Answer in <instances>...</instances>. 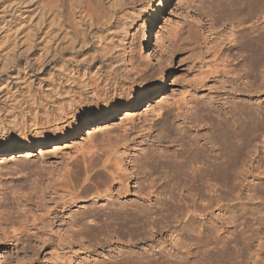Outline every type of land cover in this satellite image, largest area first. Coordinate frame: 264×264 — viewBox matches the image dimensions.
Segmentation results:
<instances>
[{
	"label": "rangeland",
	"instance_id": "obj_1",
	"mask_svg": "<svg viewBox=\"0 0 264 264\" xmlns=\"http://www.w3.org/2000/svg\"><path fill=\"white\" fill-rule=\"evenodd\" d=\"M17 1L0 0V148L53 138L86 108L93 115L58 143L0 156V264H138L142 252L152 264H236L237 256L226 262L221 252L238 251L240 232L253 240L252 251L259 247L264 236V19L247 16L245 8L232 14L228 0H168L150 30L154 47L141 38L149 13L131 26L134 12L149 0H132L123 8L132 16L121 32L69 33L54 42L44 33H14L12 26L24 21L9 22L13 16L6 11ZM185 21L197 26L196 41L184 40L179 50L177 31ZM98 40L119 59L125 48L132 72L126 77L109 73L105 63L118 61L103 57ZM137 89L145 94L138 108L103 114L125 105ZM107 154L123 165L128 194L96 197L110 183L100 164ZM167 161L209 170L196 180L190 169L174 173ZM216 162L223 170L213 177L210 164ZM56 178L66 187L55 195L46 191V206L37 207L40 192L35 193ZM67 188L85 200L54 209L59 195L69 197ZM92 208L138 222L122 228L112 221L101 228V221H90L89 215L86 226L69 225L71 214ZM68 226L73 231L82 226L81 233L100 231L101 242L80 232L72 237ZM177 240L185 246L172 244Z\"/></svg>",
	"mask_w": 264,
	"mask_h": 264
},
{
	"label": "bare ground",
	"instance_id": "obj_2",
	"mask_svg": "<svg viewBox=\"0 0 264 264\" xmlns=\"http://www.w3.org/2000/svg\"><path fill=\"white\" fill-rule=\"evenodd\" d=\"M168 0H149L147 3V5L143 6L140 11H138L137 13H135V16L134 17H137L136 20H134L133 24H131V26L133 25H138L136 24L138 18L142 15V14H145V13H149V18H148V21H147V27L145 28V30L143 31V35H141V38L143 40V42L145 44H148L149 46L151 44H153L154 47L157 46V43L154 41V43L152 42V37L150 36V30L153 28V24H154V18L156 16V13L157 11L163 9V7L165 6L166 2ZM132 0H18L16 2L17 4V7L14 8L13 7H9V11H6L7 14H9V16H13L12 18L9 19V22H12L13 21V18L19 20V19H23L24 22H19L18 24L12 26L13 30H14V33H22L23 31H27V33H44L47 38L50 40L54 39V42L55 40H61L63 36L66 35V37L68 36L69 33H75L77 35L81 34V33H119L121 32L120 30V26L122 25V23H124V20L129 19L128 16H130L131 14L124 11L123 8H125V6L129 3H131ZM23 3H25L23 5ZM226 4V3H225ZM155 5V7L153 8V6ZM222 6V5H220ZM227 6V10L229 9V11L236 15L237 14V10L239 9H246L248 10L247 12V16L251 17V16H254V15H257L260 16L261 18L264 19V0H228L227 4L225 5ZM244 6V7H243ZM22 7V8H21ZM23 7H25V10H23ZM224 7V6H223ZM225 8V9H226ZM134 11V10H133ZM130 14V15H129ZM254 14V15H253ZM134 15V14H133ZM132 16V15H131ZM235 18V17H233ZM245 18V17H244ZM132 19V17H131ZM239 19V18H238ZM142 20V19H140ZM143 21V20H142ZM126 22V21H125ZM128 22V21H127ZM126 22V23H127ZM125 25V24H124ZM123 25V26H124ZM146 26V25H145ZM9 27V26H8ZM12 28H9L12 29ZM262 30L260 33H264V24L263 26H261ZM197 26L192 24L191 22H188V21H185V23L183 24V27L179 28V30L177 31V33H179L177 35V40H176V48H178L179 50H183L184 49V43L183 41L184 40H188L189 43H194L196 41V33H197ZM123 30V29H122ZM258 32V31H257ZM184 33H186V35L184 36ZM263 35V34H262ZM263 37V36H262ZM260 36V38H262ZM258 38V39H260ZM65 39V38H63ZM48 40V41H49ZM250 40V39H249ZM98 45L100 44L102 46V49H105L104 50V53H103V50H102V53H103V57H110L111 60H117L118 62H116L115 64V61H114V64L110 63L108 64L106 62V60H104L105 63V66H107L109 69L107 70L109 73H118L120 74L122 77H126L129 73L132 72L133 68H135L131 63L128 62V60H126L124 58L125 56V53H126V49L124 48V51H122L123 53L121 54V59H119V55L115 52H113L109 47L107 49V45L106 44H103V43H100V40H98ZM255 41V40H254ZM264 41V40H263ZM261 40V42H263ZM57 42V41H56ZM61 42V41H60ZM188 42H186V44H189ZM260 42V41H259ZM260 42V44H261ZM259 44V43H258ZM248 45V46H247ZM246 46L248 47V49L252 52L254 49H253V46H252V42L250 41ZM261 45L264 46V44L262 43ZM260 46V45H259ZM152 47V46H151ZM150 47V48H151ZM262 47V46H261ZM99 48V47H98ZM101 49V48H100ZM114 49V48H113ZM115 50V49H114ZM97 51V50H96ZM101 51V50H100ZM101 53V52H99ZM98 53V54H99ZM254 53V52H253ZM252 53V54H253ZM118 55V56H115V55ZM101 55V54H100ZM85 57V56H84ZM115 58H118V59H115ZM81 59V58H80ZM89 59V58H87ZM104 59V58H103ZM78 60V59H77ZM79 61V60H78ZM103 61V60H102ZM103 63V62H102ZM106 67V68H107ZM142 68V67H141ZM86 80V79H85ZM31 84V83H30ZM61 84V83H60ZM87 84V83H86ZM85 84V85H86ZM55 86V85H54ZM58 86V85H57ZM90 87V86H89ZM53 88V87H52ZM56 88V87H55ZM50 89V88H49ZM57 89V88H56ZM55 89V90H56ZM52 90V89H51ZM61 90V89H60ZM162 90V85L159 86L157 88V92H160ZM54 91V90H53ZM56 94V92H54ZM47 95V94H46ZM144 92L142 89H137V90H134L129 99H128V102L125 104V105H122V106H119L117 108L115 107H110L108 108V110H105L106 112L103 113V114H111V113H116V112H124L126 110H134L136 108H138V106L140 105V101L142 98H144ZM57 102V101H56ZM32 107V106H31ZM126 113V112H125ZM98 114H102V113H98ZM93 115V111L90 109V108H86L84 110H81L79 112H77L76 114H74L73 116H71L67 122L61 126V128L59 129H63L62 132H60L59 134H57L55 137L53 138H42L41 140H38V141H30V140H25L23 142H20V143H14V144H10L8 146H5V147H1L0 148V156L2 155H6V154H12V153H15V152H18V151H25V150H30V149H33V148H36V147H42V146H45L46 144H50V143H58L60 142L61 140H64V139H67L68 137H71L72 135H74L76 133V131L79 129L81 123H83L89 116ZM251 117V115H250ZM248 116V120H252ZM253 121V120H252ZM242 133V132H241ZM220 135V134H219ZM222 135V134H221ZM238 136V134H237ZM240 138V137H239ZM219 141V140H218ZM239 141V140H238ZM241 141V140H240ZM226 143V142H225ZM236 144V143H235ZM240 144V143H239ZM227 147V146H226ZM229 150V148H228ZM230 151V150H229ZM98 154V153H97ZM234 154V153H233ZM195 156L197 155L194 154ZM193 156V155H192ZM195 156H193L194 158H196ZM198 157V155H197ZM225 157V156H224ZM227 157V156H226ZM192 158V160L196 161V159ZM237 158V157H235ZM190 160V161H192ZM199 160V159H198ZM197 160V161H198ZM194 161H192V163H194ZM215 161V160H214ZM201 162V161H200ZM231 162V161H230ZM167 165L166 167H170L171 170L175 173V172H178L180 170H182L184 168V170L188 173L189 169H190V174H189V177L191 178H195L196 180H199V176H203L202 174L206 173L207 172L205 171L206 168H204L203 166L204 165H198V166H192L191 164L188 165V166H183L184 163L182 166L183 168H181V166L179 167L178 165L176 166L175 163L173 164V162H170V161H167L166 162ZM181 163H183L181 161ZM188 163V161H187ZM190 163V162H189ZM198 163V162H197ZM205 163V162H203ZM208 163V162H206ZM227 163V162H226ZM100 164H101V169L103 172H107L109 174L108 178L110 179V183L106 184L107 188L104 189V193H100V194H97L96 197H101V198H104V197H109V198H112L114 196V194L118 197L119 195L121 194H128L129 193V187H128V183L125 182V179H126V172L124 173L123 172V165L121 163H119V161L117 160V157H115L114 155L112 157H110L108 154L107 156H105V158L101 159L100 161ZM162 164V163H161ZM195 164V163H194ZM200 164V163H199ZM225 164V163H224ZM232 164V163H231ZM158 165V164H157ZM208 165V164H207ZM220 163L216 162L214 164H210V171H211V175H213V177H218V175L220 176V172L221 169L220 168ZM222 166V164H221ZM89 167V165L86 167V169ZM226 167V166H224ZM138 168V167H137ZM208 169V168H207ZM221 169V170H220ZM209 170V169H208ZM170 171V170H169ZM184 171V173H185ZM220 171V172H219ZM183 172V170L181 171ZM204 172V173H203ZM128 173V172H127ZM180 173V172H178ZM185 173V174H187ZM183 174V175H185ZM210 173L208 172V175ZM224 174H226L224 172ZM132 175V174H131ZM199 175V176H198ZM211 175H209L210 177H212ZM223 175V174H222ZM58 178H56L54 180V183H49L47 185H45L44 187H41L40 189H38L37 193L40 192L39 195H37V197L39 198L37 201H35V205L37 207H45L46 206V203L44 199V195H45V192L47 191V193H55L57 192V190L60 188V187H66L64 186L62 183L58 182L57 180ZM202 179V178H201ZM191 180V179H190ZM195 180V181H196ZM115 184H118V187L115 191V193H113L112 191V188L114 187ZM72 187V185H71ZM145 187V186H144ZM154 187V186H153ZM140 188H143V187H140ZM68 193V198L65 199V196H61L59 195L58 198L61 200V202H56V206L54 207V209H56L57 206H59V204H63V203H70V204H75L77 203L78 201H83L85 200V197L86 196H82L80 195L79 192H77L76 190H71L70 188L66 190ZM99 191V190H98ZM149 191V190H148ZM146 192L148 195H150V193L152 192ZM144 192V191H143ZM58 193V192H57ZM97 193V192H96ZM54 194V195H55ZM34 195V196H35ZM49 195V194H47ZM147 195V196H148ZM51 198H53L51 196V194L49 195ZM49 197V199H50ZM36 198V197H35ZM92 198V197H91ZM35 200V199H34ZM53 200V199H51ZM135 204V203H134ZM113 205V204H112ZM121 205V204H120ZM138 205V204H137ZM134 206V205H133ZM117 207V206H116ZM115 207V210L118 211V209H116ZM128 208V207H127ZM132 208V207H131ZM53 209V210H54ZM108 209V208H107ZM124 209V206L123 208H121L120 210ZM136 209V210H135ZM135 211L137 212H140V210H137L139 209V207L135 206ZM142 209V208H141ZM143 210V209H142ZM47 211V210H46ZM49 211V210H48ZM189 211V210H188ZM193 211V210H192ZM103 211L102 210H95V209H89V212H81L80 214H76V213H73L71 214L70 218H71V223L69 225L71 226H76V225H84L86 226V222L88 221L87 220V216L91 215V219H89L90 221H93V222H99L101 221V228L102 227H107L108 228V222H112L114 221L115 223H118V225L120 227H128L130 225V223L137 221L138 218H136V220H133L132 217L130 216L129 218H131L129 220V218L127 217H120L119 216H113V214H108L106 215L105 214V211L104 213H102ZM110 212H113V211H110ZM126 212V211H125ZM52 213V212H51ZM54 214V213H53ZM56 214V213H55ZM115 215V213H114ZM117 215V214H116ZM127 215V212L126 214ZM186 215V213H185ZM198 215V214H197ZM184 216V215H183ZM55 218V217H54ZM135 218V217H134ZM89 222V221H88ZM138 222V221H137ZM135 223V224H138V223ZM139 225V224H138ZM80 227V229H76L73 231V229L71 230V227L70 228V232L72 231L73 232V235H76L77 232H80V234H84L85 236L88 237V239H93L95 241L99 240L98 239V233L100 232H92L90 230H88L87 232H83L81 233V229L83 227ZM135 226V225H134ZM143 225H141L142 227ZM72 227V228H74ZM78 227V226H77ZM78 227V228H79ZM130 227V226H129ZM133 227V225H132ZM139 226H135V228H137L138 230L140 229V227L138 228ZM145 227V226H144ZM162 227V226H161ZM187 227V226H186ZM185 227V228H186ZM100 228V229H101ZM152 228V227H151ZM257 228V227H256ZM75 229V228H74ZM85 229V228H83ZM143 229V228H142ZM150 229V228H149ZM149 229L147 231H149ZM170 229V228H169ZM135 230V229H134ZM157 230V229H156ZM160 230V229H159ZM165 230V229H164ZM167 230V229H166ZM175 230V229H174ZM173 230V231H174ZM256 232H257V229H255ZM145 231V230H144ZM158 231V230H157ZM180 231V230H179ZM186 231V230H185ZM242 231V230H241ZM244 231V230H243ZM254 231V230H253ZM138 232V231H137ZM146 232V231H145ZM144 232V233H145ZM151 232V230H150ZM175 232V231H174ZM240 232V231H239ZM255 232V233H256ZM133 233V232H132ZM136 233V232H134ZM138 233H142V232H138ZM156 233V232H155ZM161 233V232H160ZM181 233V232H180ZM254 233V234H255ZM71 234V233H70ZM116 234V233H115ZM119 234V233H118ZM146 234V233H145ZM151 234V233H150ZM153 234V233H152ZM151 234V235H152ZM174 234V233H173ZM240 235L241 239L239 240V243H240V247L238 249V251L236 253H233L231 252L229 249L225 251L224 249V252H221V258L222 260L228 262L229 259H231L232 257H236L237 256V259L236 260V264H243V263H247V261H249L251 258L252 263L251 264H264V236L263 237H259V236H256L257 238L259 237V241L260 244H259V247H257L255 250L252 251L251 249V242H253V240L251 241L249 238H247V235L245 236L243 234V232L241 233L240 232ZM258 234V233H257ZM134 235V234H132ZM139 235V234H138ZM148 235H149V232H148ZM150 235V237H151ZM154 235V234H153ZM187 235V234H186ZM244 235V236H243ZM252 235V234H251ZM70 236V235H69ZM135 236V235H134ZM255 237V235H253ZM249 237V236H248ZM77 238V236H76ZM132 238H134L132 236ZM142 238H144V236H142ZM142 238L139 240H142ZM79 239V237H78ZM138 239V238H137ZM145 239V238H144ZM177 239V238H176ZM180 239V238H179ZM237 239V240H238ZM252 239V238H251ZM108 240V239H107ZM173 240V239H172ZM181 240V239H180ZM179 240V241H180ZM131 241V240H130ZM133 241V240H132ZM131 241V242H132ZM143 241V240H142ZM171 241V240H170ZM176 241V240H175ZM178 241V240H177ZM175 242V243H172L174 244L176 247L179 245V247H183L185 246V244H182V242ZM101 242V241H100ZM97 243V242H96ZM99 243V242H98ZM153 243V242H152ZM188 243V242H186ZM238 243V242H236ZM100 244V243H99ZM171 244V243H170ZM202 244V243H201ZM151 245V244H150ZM152 246V245H151ZM187 246V245H186ZM222 247L224 248V246L222 245ZM221 247V248H222ZM150 248V247H149ZM160 247H158L159 249ZM226 248V246H225ZM163 249V248H162ZM171 249V248H170ZM183 249V248H182ZM186 249V247H185ZM227 249V248H226ZM157 250V249H155ZM169 250V249H168ZM188 250V248H187ZM150 251V250H149ZM154 251V250H152ZM161 249H159L158 252H160ZM163 251V250H162ZM161 251V253H163ZM171 251V250H170ZM222 251V250H221ZM156 252V251H154ZM188 252V251H187ZM139 253V252H137ZM143 253V252H142ZM140 253V258L138 260V257L135 256L137 258V262L138 264H140L139 262H143L144 260V264H152L150 262L154 261V260H151L147 257V254H146V257L148 259H144V256L143 254ZM151 253V252H149ZM130 254V253H129ZM160 254V253H158ZM178 254V253H177ZM233 254V256H232ZM137 255V254H136ZM155 255V254H154ZM188 255V254H187ZM121 256V255H120ZM127 256V255H126ZM132 256V254H131ZM152 256V255H151ZM159 256V255H158ZM161 256V254H160ZM190 256V255H189ZM127 257H130V256H127ZM150 257V256H149ZM164 257V255H163ZM131 258V257H130ZM136 258H132L133 260H136ZM152 258V257H151ZM159 258V257H158ZM168 258V257H167ZM241 258V259H239ZM129 260V259H128ZM157 260V259H156ZM162 260V259H161ZM165 260V262L167 261V259H163ZM162 260V262H163ZM128 262V261H127ZM131 262V261H130ZM136 262V261H135ZM134 261L131 262V264H136ZM141 262V264H142ZM157 263V261H156ZM161 263V262H160ZM167 263V262H166ZM172 263V262H171ZM170 263V264H171ZM125 264V263H124ZM127 264V263H126ZM164 264V262L162 263Z\"/></svg>",
	"mask_w": 264,
	"mask_h": 264
}]
</instances>
